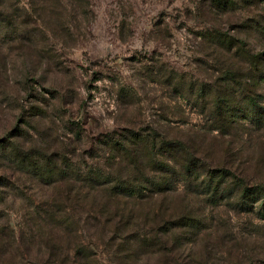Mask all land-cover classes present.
<instances>
[{
    "label": "rangeland",
    "instance_id": "1",
    "mask_svg": "<svg viewBox=\"0 0 264 264\" xmlns=\"http://www.w3.org/2000/svg\"><path fill=\"white\" fill-rule=\"evenodd\" d=\"M234 1L237 11L223 14L208 0H0L21 26L0 44V141L21 150H75L80 161L88 150H106L107 136L125 128L168 130L164 118L179 119L176 82L210 84L226 67H248L237 49L211 48L202 39L206 30L220 29L247 42L252 54L264 53L257 30L264 4L241 9ZM258 92L264 96V85ZM186 118V130L169 137L183 139L205 122L187 109ZM205 137L215 142L213 160L264 185V130ZM3 170L16 186L0 187V264H87L76 251L80 244L91 247L93 264L264 263V221L238 210L233 199L213 204L179 188L151 200L160 216L147 220L151 232L102 234L84 217L67 230L62 213L48 215L51 195L25 177L18 181L0 152Z\"/></svg>",
    "mask_w": 264,
    "mask_h": 264
},
{
    "label": "trees",
    "instance_id": "2",
    "mask_svg": "<svg viewBox=\"0 0 264 264\" xmlns=\"http://www.w3.org/2000/svg\"><path fill=\"white\" fill-rule=\"evenodd\" d=\"M208 1L223 14L237 11L240 4L234 0ZM241 3V9H250L251 5L264 4V0H241ZM15 22L14 16L4 13L0 6V44L20 31L21 26L17 27ZM257 25V30L264 34V23L257 22ZM202 39L211 48L237 49L236 58L246 62L248 67L240 71L226 67L210 84L176 82L174 91L178 93L175 100L179 119L164 118L168 130L160 131L154 124L144 129L125 128L107 136L106 150H88V160L82 155L80 161L74 158L75 150L51 153L21 150L16 143L11 145L8 140L2 144L0 141V149L11 148L0 152L3 160L12 164L18 181L25 177L42 187L43 196L51 195L45 203L48 215L56 218L62 213L59 224L64 229L74 230L84 217L86 224L92 221L91 225L102 234L115 231L118 235L123 228L151 232L154 223L147 220L156 215L151 200L179 188L198 197H207L213 204L233 199L238 210L264 221V185H251L222 160H213L217 152L210 151L215 142L210 144L205 137L216 133L224 138L248 127L264 130V107L261 105L264 96L258 92L264 85V53L252 54L247 42L217 28L206 30ZM129 94L125 97H132ZM186 109L203 115L204 125L198 130L189 127L183 139L169 137V132L178 134L182 132L181 127L186 130L190 125ZM2 186L8 189L16 186L7 170L0 175ZM0 199H3L1 195ZM161 209L159 206V211ZM89 244L94 245V242ZM47 245L53 244L46 242ZM90 248L81 244L76 247L87 264L94 262L93 256L88 254Z\"/></svg>",
    "mask_w": 264,
    "mask_h": 264
}]
</instances>
